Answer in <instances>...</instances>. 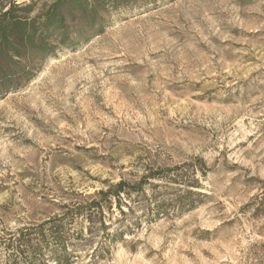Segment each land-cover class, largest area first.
I'll return each instance as SVG.
<instances>
[{
	"label": "rangeland",
	"instance_id": "1",
	"mask_svg": "<svg viewBox=\"0 0 264 264\" xmlns=\"http://www.w3.org/2000/svg\"><path fill=\"white\" fill-rule=\"evenodd\" d=\"M52 1L0 11L30 3L34 16ZM103 15L98 34L81 27L50 55L15 57L26 73L0 94V264L9 231L64 213L69 264H264V0ZM186 161L205 167L194 208L139 224V209L114 208L117 239L89 231L81 207L95 191Z\"/></svg>",
	"mask_w": 264,
	"mask_h": 264
},
{
	"label": "trees",
	"instance_id": "2",
	"mask_svg": "<svg viewBox=\"0 0 264 264\" xmlns=\"http://www.w3.org/2000/svg\"><path fill=\"white\" fill-rule=\"evenodd\" d=\"M154 1L53 0L34 16L27 13L31 8L30 3H10L5 10L0 11V94L14 86L12 78L26 71V63L20 64L15 57L24 55L29 58L31 52L35 51L44 56L50 55L59 43L70 38L71 33L81 27L85 29L81 34L86 37L100 33L103 14L109 7ZM54 37L57 42L52 41ZM203 168L198 169L192 161L172 166H148L134 181L121 179L108 184L105 189L95 191L84 206L78 204L73 208L85 209L89 231L99 229L96 227L98 223L104 231L105 239L113 241L123 233V229L110 232V224L105 223L104 218L114 208L121 215L139 209L141 214L133 224H139L142 219L151 222L158 216L180 214L194 208L200 202V196H203L196 190L200 186L196 172L199 170L205 175ZM160 181L165 183L166 188L170 184L176 185L182 193L167 197L165 193L153 190L158 187L155 182ZM63 215L9 231L3 242L6 256L4 264H51V261L54 264H69L74 251L68 248L69 243L63 237Z\"/></svg>",
	"mask_w": 264,
	"mask_h": 264
}]
</instances>
